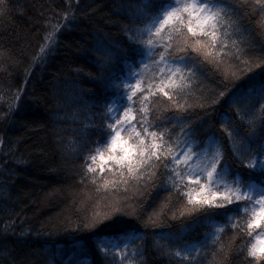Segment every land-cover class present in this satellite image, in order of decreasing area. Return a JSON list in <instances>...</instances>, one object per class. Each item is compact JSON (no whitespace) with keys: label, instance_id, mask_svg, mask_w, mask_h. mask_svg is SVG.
<instances>
[{"label":"trees","instance_id":"16d2710c","mask_svg":"<svg viewBox=\"0 0 264 264\" xmlns=\"http://www.w3.org/2000/svg\"><path fill=\"white\" fill-rule=\"evenodd\" d=\"M205 1L214 30L181 0H0V264H264V0ZM137 72V143L105 160ZM188 144L230 199L197 196Z\"/></svg>","mask_w":264,"mask_h":264},{"label":"rangeland","instance_id":"374dc122","mask_svg":"<svg viewBox=\"0 0 264 264\" xmlns=\"http://www.w3.org/2000/svg\"><path fill=\"white\" fill-rule=\"evenodd\" d=\"M187 3L194 14L198 16V21L203 23V26H209L214 30L217 24L215 20L218 14L217 9H213L211 6H207L205 2H200L199 0H185V4ZM172 15L173 11L169 12L165 17V21L169 20ZM139 81V76L133 75L130 81L132 85L129 87V83H125L121 88L123 91L120 95L121 104L115 105L112 109L113 130L111 136L106 142V145L96 153H99L100 157L105 160L118 161L122 159L129 153L135 143H137V134L134 130V121H132L133 110L131 96L139 91V88H137ZM182 151L180 158L186 164H189L188 168H190L191 178L194 179V182L199 183L200 190L197 196L204 197V195L208 194L214 200H222L223 198L230 199L235 194V185L227 181L223 173H217L214 163L209 160L208 156L211 154L210 152L208 154L206 147L196 152L188 144ZM258 191L261 192H255L260 195L257 198L253 199L255 194L252 189L246 190L245 196L248 199L254 200L251 209L256 214L255 221L263 223L264 225V190L260 189ZM208 196H205V198L207 199ZM252 245V251L256 253L264 252V229L253 239Z\"/></svg>","mask_w":264,"mask_h":264}]
</instances>
